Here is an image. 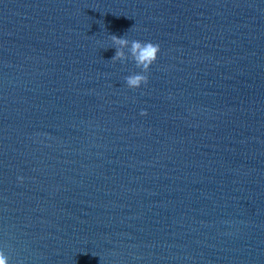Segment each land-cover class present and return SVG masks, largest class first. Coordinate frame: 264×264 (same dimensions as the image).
<instances>
[{"label":"water","instance_id":"1","mask_svg":"<svg viewBox=\"0 0 264 264\" xmlns=\"http://www.w3.org/2000/svg\"><path fill=\"white\" fill-rule=\"evenodd\" d=\"M113 34L160 45L146 86ZM0 248L264 264V0H0Z\"/></svg>","mask_w":264,"mask_h":264},{"label":"clouds","instance_id":"2","mask_svg":"<svg viewBox=\"0 0 264 264\" xmlns=\"http://www.w3.org/2000/svg\"><path fill=\"white\" fill-rule=\"evenodd\" d=\"M112 46L115 47V55L112 62L125 63L132 61L140 72L125 77L126 86L130 89H139L148 84L151 66L157 61L160 53V45L151 41L129 40L126 36L110 35ZM21 182L23 177H19ZM0 264H9L8 256L3 248H0Z\"/></svg>","mask_w":264,"mask_h":264}]
</instances>
